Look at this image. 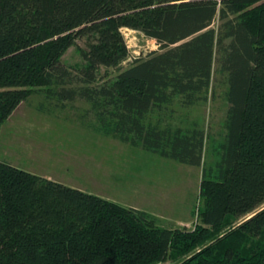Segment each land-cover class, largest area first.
<instances>
[{"label": "trees", "instance_id": "trees-1", "mask_svg": "<svg viewBox=\"0 0 264 264\" xmlns=\"http://www.w3.org/2000/svg\"><path fill=\"white\" fill-rule=\"evenodd\" d=\"M125 29L159 50L123 68ZM83 40L74 77L63 58ZM216 63L229 109L206 166L208 134L174 124L172 107L207 102ZM42 91L86 101L106 137L203 167L201 223L163 229L144 210L0 161V264H264V0H0V134Z\"/></svg>", "mask_w": 264, "mask_h": 264}, {"label": "rangeland", "instance_id": "rangeland-1", "mask_svg": "<svg viewBox=\"0 0 264 264\" xmlns=\"http://www.w3.org/2000/svg\"><path fill=\"white\" fill-rule=\"evenodd\" d=\"M221 24L218 17L212 28L217 30ZM123 34L131 54L123 68L135 58L159 50L155 40L140 32L125 29ZM77 47L70 48L63 58L65 68L74 77L83 64L79 48L86 49L85 40L79 41ZM214 70L207 102L191 108L178 103L171 108L175 111L171 120L174 124L185 128L197 124L208 134L206 166L215 162L213 146L226 134L229 109L228 75L220 72L217 63ZM105 73L118 74L113 69H102V74ZM74 86L75 81L69 87ZM96 120L86 101L78 99L71 103L58 96L48 97L42 91L20 105L3 125L0 161L123 206L144 210L163 229L194 230L201 223L198 211L203 167L186 166L106 137L96 131ZM263 209L264 206L257 212ZM177 263L169 260L164 264Z\"/></svg>", "mask_w": 264, "mask_h": 264}]
</instances>
